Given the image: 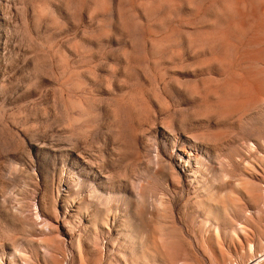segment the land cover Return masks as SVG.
I'll list each match as a JSON object with an SVG mask.
<instances>
[{"label":"rangeland","instance_id":"rangeland-1","mask_svg":"<svg viewBox=\"0 0 264 264\" xmlns=\"http://www.w3.org/2000/svg\"><path fill=\"white\" fill-rule=\"evenodd\" d=\"M0 264H264V0H0Z\"/></svg>","mask_w":264,"mask_h":264}]
</instances>
